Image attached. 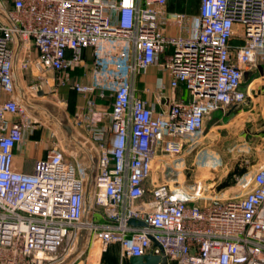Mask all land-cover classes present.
Listing matches in <instances>:
<instances>
[{
	"label": "built area",
	"instance_id": "2783aa9c",
	"mask_svg": "<svg viewBox=\"0 0 264 264\" xmlns=\"http://www.w3.org/2000/svg\"><path fill=\"white\" fill-rule=\"evenodd\" d=\"M166 3L0 0V264H79L91 240L103 249L118 244L121 259L154 254L166 264H264V163L249 179L239 178L231 195L202 202L200 189L190 193L177 178L152 177L157 160L183 171L206 117L246 101L241 84L248 69L264 81V0H200L192 17L166 12ZM170 24L187 35L166 32ZM18 39L27 99L44 96L48 86L68 85L80 95L111 100L102 108L89 97L76 123L68 118L89 146V169L77 154L67 159L53 131L56 140L31 172L14 167V148L47 126L17 90L12 64ZM87 48L91 82L71 80L70 72L85 65ZM152 66L169 76L170 92L157 78L154 89H145L154 91L150 104L134 95V83ZM180 86L189 100L174 94ZM163 97L168 106L157 112ZM261 122L264 128V115Z\"/></svg>",
	"mask_w": 264,
	"mask_h": 264
},
{
	"label": "crops",
	"instance_id": "0c3cea01",
	"mask_svg": "<svg viewBox=\"0 0 264 264\" xmlns=\"http://www.w3.org/2000/svg\"><path fill=\"white\" fill-rule=\"evenodd\" d=\"M199 5L200 0H167L165 11L168 13H185L189 17H192L198 14ZM189 22V20H186L184 25L188 27ZM165 31L168 33H175L177 35H187V30L185 28H180L175 24L166 26ZM83 57L86 59L85 65L72 70L70 72V79L87 83L91 82L92 76V50L90 48L85 49L83 51ZM246 73H249L248 78L242 80L241 84V89L247 91L248 94L246 101L213 111L204 121V128L202 133L199 135V140H203L206 136L209 137L210 135L215 137L218 136L219 140L221 135L218 131L223 130L225 131L222 134V138H225L223 140L236 138L237 136L238 140L246 141L245 136L250 135L252 138H247L248 141H251L250 143L256 140V142H259L256 146L257 149L260 146L264 147V128L261 124V119L264 115V81H256L257 72L246 71ZM159 77H162L165 81L166 92L169 93V76L166 73H161L157 67L152 66L147 68L145 71L141 70L137 73L134 83V95L136 97L146 99L150 104H152L154 102V91L147 92L145 89H154L157 78ZM255 84H260L259 89H261V94L258 96H256L258 92L255 89ZM45 92H51L52 95L60 96L62 101L66 104L68 118L72 123H76V116L85 110L87 98H94L97 104L102 108L110 107L111 102L110 99L98 97L96 93H93L89 97L80 95L72 90L68 85H54L53 88L48 86L46 87ZM174 94L184 100L190 99L183 86L175 89ZM167 106L168 100L166 97H163L161 98L160 103L155 105V110L157 112H161L166 110ZM103 123H108L107 119H105ZM205 129H208L206 134ZM39 139L42 141L41 145L35 143V140ZM54 140H56V138L54 139L51 137V132L49 130H36L32 135H29L25 145H18L14 148V167L23 172H31L33 170L34 160L43 156L46 149L52 145V141L54 142ZM252 147L253 146L250 148ZM165 161L167 162V160ZM199 163L200 161L197 157H195L190 163H188V165L185 163V165L188 166H185V169L190 168L191 166H195V169H197L200 165ZM208 163L209 162L205 160L204 166L208 165ZM156 166H161V162ZM162 167L165 168L164 173L166 172L163 174L164 177L169 180H173L172 176H174L175 173L179 175L185 172L183 170L178 173L172 169L170 163H165ZM152 177L153 179L158 180V177L154 176V174ZM176 178L178 179V176ZM120 257L121 255L118 244L113 243L103 249L98 241L91 240L83 255L82 261L79 264H129L128 258L121 259Z\"/></svg>",
	"mask_w": 264,
	"mask_h": 264
},
{
	"label": "rangeland",
	"instance_id": "374dc122",
	"mask_svg": "<svg viewBox=\"0 0 264 264\" xmlns=\"http://www.w3.org/2000/svg\"><path fill=\"white\" fill-rule=\"evenodd\" d=\"M261 65L264 67V64ZM247 71L250 72L249 69ZM48 76H51V74H48ZM247 78L248 75L244 74L243 80ZM34 97L35 99L31 98L28 100L40 107H49L51 109L46 112L43 108H37L34 105L29 108L31 112L35 113L47 125L39 129L49 130L50 132L53 131L55 135L61 138L68 149L69 155H67V159H72L70 153L77 154L79 158H83L85 167L89 169V156L85 152L84 146L81 144V139L78 138L74 132L73 137L69 136L57 122H68V110L60 96L52 95L51 92H48L44 96L37 97L34 95ZM54 112L57 114L56 119L52 116ZM207 132L208 129H205V134ZM218 132L221 135L219 140L218 136H206L188 155L185 156L186 165H188V163H190L195 157L198 158L200 165L197 169H195V166H191L190 168L184 169V173L179 175L175 173V177L172 176L173 180L178 176V181L181 187L190 193L200 189V194L203 199L200 200L201 202L208 200L213 196L223 197L231 195L237 190L235 189V184L239 178L242 177L249 179L250 175L264 163V147L260 146L257 149L256 146L259 142L254 140L250 143L251 141L247 140L248 137L252 138L250 135L245 136L246 141L238 140L237 136L236 138L223 140L225 138H222V134L225 131L219 130ZM251 146L253 147L250 148ZM163 158L170 161V158L167 156ZM205 160L209 163L204 166ZM158 162L159 161L157 160L154 163L153 174L161 180L164 178L163 174L166 172L163 173L164 169H162V165L159 167L156 166ZM237 170L243 172L238 174ZM225 181L229 184L222 186V183Z\"/></svg>",
	"mask_w": 264,
	"mask_h": 264
},
{
	"label": "water",
	"instance_id": "95a60500",
	"mask_svg": "<svg viewBox=\"0 0 264 264\" xmlns=\"http://www.w3.org/2000/svg\"><path fill=\"white\" fill-rule=\"evenodd\" d=\"M23 45L21 41L18 39L17 42V47L16 51L14 54L13 58V64H12V70H13V75L15 78V83L17 90L19 92L20 98L22 102L27 106V107H32L34 105L37 108H43L44 111H50L51 109L49 107H40L39 105L31 103L23 94L22 92V87H21V80H20V73H19V65H20V59H21V53H22ZM246 75H249V73H245ZM39 94H42L40 91ZM56 112L52 114V116L56 119ZM60 127L64 130L65 133H67L69 136L73 137V130L68 122H59L57 121ZM85 145V144H84ZM84 147L89 148V146L85 145ZM91 155L93 160L95 159L94 152L91 151ZM92 189H93V176L91 174L88 175L87 181L85 183V205H86V210L88 209L91 201V194H92ZM86 213V212H85ZM130 224H137V225H144V223L140 220L136 219H130L129 220ZM82 240H79V245H81ZM128 263L129 264H166V258L164 256H159V255H154V254H143L139 256H131L128 258Z\"/></svg>",
	"mask_w": 264,
	"mask_h": 264
},
{
	"label": "trees",
	"instance_id": "16d2710c",
	"mask_svg": "<svg viewBox=\"0 0 264 264\" xmlns=\"http://www.w3.org/2000/svg\"><path fill=\"white\" fill-rule=\"evenodd\" d=\"M233 43H235V41H232ZM264 68V67H263ZM243 171H241V170H237V173L238 174H241ZM227 184H229L228 182H224V183H222V186H226Z\"/></svg>",
	"mask_w": 264,
	"mask_h": 264
}]
</instances>
